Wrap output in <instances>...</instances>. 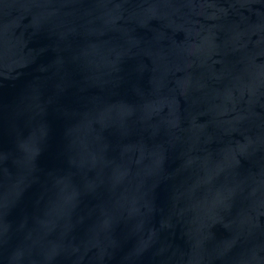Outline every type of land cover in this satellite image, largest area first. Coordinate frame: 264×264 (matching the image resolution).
I'll use <instances>...</instances> for the list:
<instances>
[{"label": "water", "instance_id": "95a60500", "mask_svg": "<svg viewBox=\"0 0 264 264\" xmlns=\"http://www.w3.org/2000/svg\"><path fill=\"white\" fill-rule=\"evenodd\" d=\"M0 264H264V0H0Z\"/></svg>", "mask_w": 264, "mask_h": 264}]
</instances>
